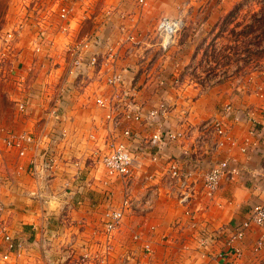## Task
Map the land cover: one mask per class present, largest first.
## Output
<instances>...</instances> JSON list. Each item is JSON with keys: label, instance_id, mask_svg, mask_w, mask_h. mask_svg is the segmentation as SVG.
Returning <instances> with one entry per match:
<instances>
[{"label": "crops", "instance_id": "1", "mask_svg": "<svg viewBox=\"0 0 264 264\" xmlns=\"http://www.w3.org/2000/svg\"><path fill=\"white\" fill-rule=\"evenodd\" d=\"M240 1L144 0L139 4L137 0H76L77 13L70 14L67 22L70 35L63 38L47 16L49 24L44 26L43 35L48 41L41 44L42 59L31 52L41 25H22L26 40L15 45L11 63L15 73H26L25 88L11 81L13 87L5 90V96L9 102H32L23 112L12 110L11 129L28 132L41 143L20 157L0 142L3 218L9 234L24 244V250L10 264H99L82 257L102 250L106 241L103 213L118 208L125 193L133 205L111 238L110 264H223L217 254L227 250L225 236L247 217L251 207L264 204V139H258L257 153L240 152L250 130L243 113L250 110L256 119L264 118V96L255 94L257 85L264 86V72H252L249 77L253 84L238 88L229 87L221 79H213L204 87L187 83L184 71L208 51V44L222 33L221 23ZM98 5L100 11L95 9ZM36 6L30 9L34 18ZM106 9L112 10L109 16ZM163 17L181 18L184 23L167 50L162 48V38L156 31ZM87 19L91 20L90 30L80 36L82 20ZM83 37L96 38L84 63L95 55L99 65L77 69L74 75L66 46ZM109 48L114 51L113 58L107 56ZM115 72L123 73L122 88L105 84ZM58 86L63 87V95L53 103ZM123 88L133 91V102L143 118L159 101L172 105L168 122L159 120L154 126L145 121H123L117 126L106 122L107 109L98 107L95 99L111 101ZM227 104L237 112L238 121L222 116ZM54 105H58V118L50 115ZM36 110L40 111L37 118L32 115ZM183 116L192 130L191 137L159 147V158L152 160L150 153L157 150L149 140L155 129L175 127ZM211 118L224 123L225 136H217L206 126ZM3 123L0 119V129L6 128ZM126 129L134 135L126 141L135 156L133 174L127 181L107 178L99 161L105 141ZM89 135L96 137V143L88 139ZM47 145L56 155L51 176L41 171V153ZM226 158H234L241 172L232 180L222 179L209 200L202 194V176ZM169 159L178 160L180 167L191 173L190 186L195 193L187 205L176 199L165 174ZM78 173L80 179L76 180ZM34 194L50 199L43 203ZM186 210L191 215H186ZM204 229L222 230L208 252L196 241V235ZM259 239L263 248L254 255L252 247ZM3 243L0 237V254L5 251ZM147 244L149 252L144 251ZM240 245L246 264H264V229L252 226Z\"/></svg>", "mask_w": 264, "mask_h": 264}, {"label": "built area", "instance_id": "2", "mask_svg": "<svg viewBox=\"0 0 264 264\" xmlns=\"http://www.w3.org/2000/svg\"><path fill=\"white\" fill-rule=\"evenodd\" d=\"M139 4H144V0H137ZM107 14H111L112 10L106 11ZM69 10L65 7H60L57 11L58 17V27L61 32L68 31V18ZM183 28V20L181 18L169 19L166 17L160 18L156 24V31L162 38L161 46L164 50L170 48L174 42V38ZM20 27L15 28V31L20 34ZM133 40V36L129 37ZM128 39V40H129ZM96 42V38L87 37L83 41L69 44L66 46V52L71 58L72 72L76 74L77 69H94L98 67V59L95 55L90 56V58L84 63L85 54L90 49L91 45ZM110 56L113 58L114 51L112 48L108 49ZM124 83V77L122 72H115L105 79V84L109 87L122 88ZM162 87L164 82H160ZM173 83L177 84L178 80H174ZM252 83V78L247 77L243 83L241 79L236 80V87H248ZM63 87L59 94V98L63 95ZM255 94L262 98L264 96V86L257 85L255 87ZM134 93L132 90L120 89L119 92L112 96V100L108 101L102 97L95 99V104L100 108H106L107 114L104 116L105 121L109 122L112 126H117L123 121H133V122H144L148 126H154L155 123L158 124L159 120L167 121L170 118L171 107L166 102H159L158 105L153 107L147 113L146 117L143 118L136 104L133 102ZM26 108V105L21 101L17 105L18 111L22 112ZM58 106L54 105L50 111V115L54 118H58ZM223 117H232L235 121H238L237 112L231 104H227L222 108ZM244 119L250 124V130L248 131V136L244 139L242 146H240L241 153H247L248 151H253L257 153L260 151L258 139H264V118L256 119L255 113L250 110H246L243 113ZM258 120V121H257ZM187 122L184 116L180 121L177 122L175 127L163 126L157 127L154 133L151 135L149 144L152 148H156L157 151L150 153V158L152 160H157L159 147L166 144H179L185 142L191 137L190 126H186ZM206 126L213 130L217 136H225L226 128L224 123L217 118H211L206 122ZM134 135L129 129L123 130L121 133L109 136L105 141L104 152L99 157V161L105 171L107 178H115L121 181H127L131 178L134 167H135V156L128 149L126 141L133 139ZM88 139L91 142L96 143L97 139L94 135H89ZM0 142L3 146L9 150L17 151L20 157H25L29 148L34 146L39 147L41 143L40 140H36L34 136L25 131H15L6 128L0 129ZM44 153V156H42ZM42 165L41 171L47 172L50 176L56 167V155L54 150L50 145L43 148ZM184 155L186 153H183ZM32 161V160H31ZM33 163V161H32ZM165 174L168 180L171 182L172 191L175 193L176 199L183 204H188V202L193 198L195 193L194 189L190 186L191 173L183 170L180 167V162L178 160L169 159L166 164ZM262 171H264V159ZM241 168L234 158H226L218 163L214 164L207 172L202 176V194L207 199H212L215 193L220 188V182L222 179L232 180L239 176ZM148 179L152 178L147 176ZM75 179H80V174H76ZM177 186V192L174 190ZM34 196L41 200V202L46 203L49 199H45L40 195L34 194ZM150 198V196H149ZM133 205L130 200L129 194L125 193L121 204L118 208L107 209L103 213V234L106 241H104V246L102 252H93L92 254L85 253L82 257L84 260H93L99 264H110L109 257L112 254V244L111 238L113 233L120 226L125 212L131 208ZM151 205V204H150ZM4 212L5 206L1 200L0 196V237L5 244V251L0 257V264L9 262L11 258H15L19 255L23 249L22 242L18 239H14L8 232V228L4 222ZM186 215H191L189 210H186ZM258 227L264 229V204H257L248 210L247 217L241 221L239 225L236 226L235 230L231 231L225 236L224 246L227 249L217 254V257L222 258L223 264H246L243 261V250L241 248L240 242L244 239L246 232L252 227ZM220 232L222 230H219ZM219 231L210 232L209 230H201L196 235V241L198 247L204 249L205 251L210 250L211 242H214ZM134 240H138V236L133 237ZM263 248V240L259 239L252 247V252L257 255ZM144 251L149 252L148 244L144 246ZM210 253V252H209ZM208 255V254H207ZM212 256V254H210Z\"/></svg>", "mask_w": 264, "mask_h": 264}, {"label": "rangeland", "instance_id": "3", "mask_svg": "<svg viewBox=\"0 0 264 264\" xmlns=\"http://www.w3.org/2000/svg\"><path fill=\"white\" fill-rule=\"evenodd\" d=\"M33 5H37L35 18L30 11ZM60 7H65L69 10V14L75 15L79 6L76 4V0H0V119H2L3 125L9 130H13L11 129L13 128L12 110L13 112H15L14 109L18 110L17 105L21 101L24 104L26 103L25 100L9 102L5 96V90L8 88L12 89V82L17 81L21 88H25L23 86H25L26 78L24 79L23 77H25L26 73H15L12 70L11 63L12 52L16 48L15 45H17L18 41L26 40L25 36H22L25 31H22L24 29L22 25L26 27L27 22H30L29 25L33 23L41 25L39 32L37 31V42L34 44L35 47L32 45L31 52L42 59L41 44L48 41L43 35L44 31H46L44 26L49 24L47 16H51L53 24H55L58 33L63 38L69 34L59 30L57 11ZM100 8L101 6L99 5L95 6L97 10ZM105 15L109 16L107 12H105ZM81 25L80 36L89 32L92 25L91 20H82ZM19 27L20 32H22L20 34L15 31V28ZM220 30L222 33L219 34L218 38H213V41L208 44V51L200 54L197 64L191 63L185 69L184 75L186 80H188L187 83L193 82L204 87L207 82L213 81V79H221L222 81L225 80L229 87H236L237 79H241L243 83L252 72H264V0H241L226 20L221 23ZM74 38L76 37L74 36ZM79 39L83 41L86 38ZM58 45L61 44L58 43ZM66 54L69 55L67 52ZM65 61H67V58ZM16 75L17 79H15ZM58 87L54 92L53 103L55 101L57 103L59 100L61 87ZM162 89H165V87ZM28 103L25 104L27 109L32 102ZM166 103L170 107L172 106L168 102ZM39 114L40 111L37 110L32 112V115L36 116V118ZM22 245L23 249L21 252L24 250V244ZM96 251L98 252L99 250L95 249L94 252ZM99 252H102V250ZM16 258L17 256L4 264H10Z\"/></svg>", "mask_w": 264, "mask_h": 264}]
</instances>
